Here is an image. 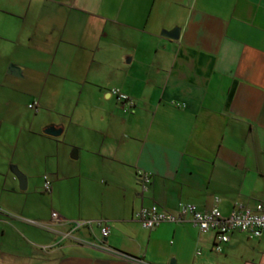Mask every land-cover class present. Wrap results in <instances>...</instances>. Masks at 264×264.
<instances>
[{
  "label": "crops",
  "instance_id": "1",
  "mask_svg": "<svg viewBox=\"0 0 264 264\" xmlns=\"http://www.w3.org/2000/svg\"><path fill=\"white\" fill-rule=\"evenodd\" d=\"M217 198L264 202V0H0V264H264V233L135 217Z\"/></svg>",
  "mask_w": 264,
  "mask_h": 264
},
{
  "label": "built area",
  "instance_id": "2",
  "mask_svg": "<svg viewBox=\"0 0 264 264\" xmlns=\"http://www.w3.org/2000/svg\"><path fill=\"white\" fill-rule=\"evenodd\" d=\"M110 93L117 97L121 102L130 106L135 104L134 100L119 88H114ZM30 108L36 109L37 103L30 104ZM139 177L142 181V187L147 190L151 182L150 174L139 171ZM45 190L51 191V182L45 177ZM220 199H216V205L208 211L200 210L195 204H183L178 213H172L164 210L158 204L143 206L136 213L135 217L141 222L144 228L154 230L163 223H183L189 220L196 228L203 233H213L215 239L214 249L217 252L222 251L223 245L230 242L234 232H245L254 236H261L264 233V202H258L254 208H239L230 215H224L218 206ZM53 217L58 218L54 213ZM87 224V223H86ZM85 223L77 222L76 226L81 227ZM90 224V223H89ZM101 226V233L104 238L110 234L108 226ZM101 248H107L104 244ZM114 252V251H113Z\"/></svg>",
  "mask_w": 264,
  "mask_h": 264
},
{
  "label": "water",
  "instance_id": "3",
  "mask_svg": "<svg viewBox=\"0 0 264 264\" xmlns=\"http://www.w3.org/2000/svg\"><path fill=\"white\" fill-rule=\"evenodd\" d=\"M180 33H181V30L179 28H175L172 31H165L163 33V35H165V36H167V37H169L171 39H179ZM46 133L50 134V135H53V136H59V135H61L62 130L56 129L55 127H51V128H48L46 130ZM26 186H27V181H26V179H23L21 181V188L22 189L26 188Z\"/></svg>",
  "mask_w": 264,
  "mask_h": 264
},
{
  "label": "rangeland",
  "instance_id": "4",
  "mask_svg": "<svg viewBox=\"0 0 264 264\" xmlns=\"http://www.w3.org/2000/svg\"><path fill=\"white\" fill-rule=\"evenodd\" d=\"M93 230H94L95 238L97 239V237H98V240L100 241L101 240V237H100V234L101 233H98V231L96 230V228H93ZM143 230H145V232H147V233L149 232L147 229H143ZM194 232H198V231H194ZM172 245H173V243H170V246H172ZM198 249L201 250L204 253V255L206 254V250H205V248L203 246H199ZM203 253L198 254V256L199 257L203 256L202 255ZM174 263H175V258H171V260L169 261V264H174Z\"/></svg>",
  "mask_w": 264,
  "mask_h": 264
}]
</instances>
